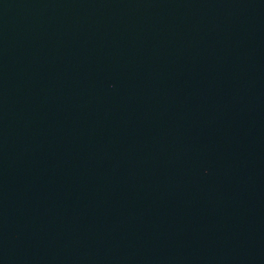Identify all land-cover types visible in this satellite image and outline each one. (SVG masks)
Returning a JSON list of instances; mask_svg holds the SVG:
<instances>
[{
	"label": "water",
	"instance_id": "water-1",
	"mask_svg": "<svg viewBox=\"0 0 264 264\" xmlns=\"http://www.w3.org/2000/svg\"><path fill=\"white\" fill-rule=\"evenodd\" d=\"M0 264H264V0H0Z\"/></svg>",
	"mask_w": 264,
	"mask_h": 264
}]
</instances>
